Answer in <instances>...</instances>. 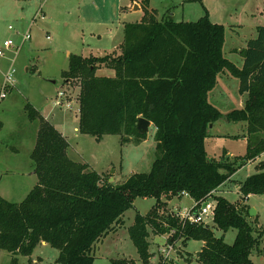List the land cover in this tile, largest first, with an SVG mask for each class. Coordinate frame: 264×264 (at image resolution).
Segmentation results:
<instances>
[{"label": "trees", "instance_id": "1", "mask_svg": "<svg viewBox=\"0 0 264 264\" xmlns=\"http://www.w3.org/2000/svg\"><path fill=\"white\" fill-rule=\"evenodd\" d=\"M224 42V25L208 14L196 21L159 18L146 0L142 19L124 23V39L116 51L70 54L62 76L80 84L79 131L97 140L119 134L123 144L131 139L138 143L147 137L137 126L145 117L155 127L157 156L148 172L133 173L114 185L87 163L72 159L67 136L27 103L29 118L39 122L31 152L38 182L20 202L0 194V250L30 256L46 242L59 250V264H93L95 244L124 223V213L138 197H153L156 204L147 214L137 213L129 227L143 264H152L151 233L172 230L184 244L190 239L205 242L197 263L187 252L189 264H255L251 255L263 232L255 236L246 202L252 194H264V160L240 184L243 203L214 191L264 153V25L241 50V67L225 56ZM100 67L114 75H98ZM226 71L239 78V92L248 93L244 106L226 115L228 121L246 123L248 146L244 156L231 160L224 154L216 160L209 158L206 140L223 113L209 101V92ZM185 192L198 205L216 200L213 225L184 222L166 212L168 201ZM215 228L224 233L236 229L234 242L217 236ZM111 264L137 262L121 257Z\"/></svg>", "mask_w": 264, "mask_h": 264}, {"label": "rangeland", "instance_id": "2", "mask_svg": "<svg viewBox=\"0 0 264 264\" xmlns=\"http://www.w3.org/2000/svg\"><path fill=\"white\" fill-rule=\"evenodd\" d=\"M149 1L160 14L167 10L173 12V18L176 20L196 21L208 14L211 21L223 24V52L238 66L242 65L243 55L240 52L229 53V47L234 43L238 47H245L246 41L256 36V26L264 25V6L255 7L258 0ZM89 2H93L94 6H88ZM132 2L133 0H0V49H4L3 43L6 39H12L19 44L22 34L30 31L32 36L20 50L11 48L5 51L4 56H0V91L13 61V67L16 69L15 85L10 86L6 97L0 100V194L4 198L20 202L38 182L31 152L36 143L39 122L29 118L27 103L47 117L51 116V122L56 121V127L64 135H68L71 144L68 155L72 159L87 163L105 178L109 177V181L114 185L123 183L133 173L148 172L151 169L157 156L154 125H151L147 137L138 143L131 139L123 144L119 134H107L97 140L90 134L81 133L78 98L80 84L78 80H65L62 76L63 71L69 68L70 54L88 56L102 52L83 45V35L86 40L96 43L97 37L91 39V36L98 32L103 38L100 43L107 44V36H110L107 34L111 32L110 39L117 41V44L122 43L124 22H134L142 18V13L138 10L122 12L120 15L121 4L127 5L130 10ZM99 17H107L114 23L109 27L108 24L98 26L94 18ZM9 26L13 28L10 29ZM218 80L216 87L209 92V101L223 116L215 122L213 128H209L206 150L210 159L219 160L224 154L227 156L231 153L235 156L226 158L233 160L247 153L248 140L243 134L235 135L244 131L242 122L228 121L226 115L229 111L240 108L242 98L248 95L240 94L239 78L236 76L229 74L226 77L221 74ZM59 91L65 92V103L69 102L72 109L63 103L54 105L53 102L59 99ZM261 160H264V154L250 160L234 175L232 181L229 180L222 186L216 196H225L237 204L243 203L237 186L248 175L256 172V166ZM229 189L230 191L224 192ZM155 204L156 199L153 197H138L133 207L124 213V223L95 244L93 264H111L113 259L121 257L143 264L130 237L129 227L134 223L137 213L147 214ZM192 204L193 201L188 196L175 197L171 203L168 202L166 212H177L189 208ZM248 206L257 211L256 216L249 215L255 227V236L263 232L261 244L252 252L251 258L255 264H264V194H252ZM208 220L213 225L211 218ZM215 233L219 237L224 235L225 241L232 244L237 230L230 229L224 233L215 228ZM173 235L172 231L165 234L151 233L152 264H162L158 249L174 237ZM174 240L176 257L164 264H189L191 261L197 263L196 252L202 248L203 242L190 239L184 244L180 237ZM187 252H190V255ZM58 254L59 250L48 243L39 244L30 256H15L9 251L0 250V264H11L14 257L18 259V264H29L30 260L40 264H59L56 261ZM187 255L191 261L186 259Z\"/></svg>", "mask_w": 264, "mask_h": 264}, {"label": "crops", "instance_id": "3", "mask_svg": "<svg viewBox=\"0 0 264 264\" xmlns=\"http://www.w3.org/2000/svg\"><path fill=\"white\" fill-rule=\"evenodd\" d=\"M119 2H121V0H119ZM148 2H149V9H151V10H157V13H158V16H159V18L160 17H168V16H172L173 17V15H174V13L173 12H169V10H167V11H165L163 14H160L159 13V11H158V9H156V8H154V7H152L151 6V4H150V1L148 0ZM145 4H146V0H133V2L131 3V8H130V10H128L127 8H128V6L127 5H122L121 4V7L119 8V5L117 6L118 8H119V10H121V13H120V15L122 14V12H128V13H130V11H133V10H138V11H140L141 13H142V17H143V15H144V6H145ZM88 6H94V3L93 2H89L88 3ZM264 6V0H258V3L255 5V7L256 8H260V7H263ZM135 7V8H134ZM128 13H126V14H128ZM142 18H140V19H138L137 21H140ZM94 22H95V24H98V26L101 24V25H105V24H108L107 26L109 27V26H111L113 23H114V21L113 20H111V19H109V18H105V17H99V18H94ZM125 22H133V21H125ZM124 22V23H125ZM90 24H92L91 22H89ZM121 23V22H120ZM119 23V24H120ZM239 25V27H241V24L239 23L238 24ZM259 25H257L256 26V32H257V27H258ZM94 33V32H93ZM107 35H112V33L111 32H109ZM110 36H107V38H108V40H107V44L105 43V44H101L100 43V41L101 40H103V38H102V34H100V33H98V32H95L94 34H92V36H91V39H94L95 37H97V41H95L96 43H94L93 41H88V40H86L85 39V36L83 35V45H86V47L88 46L89 48H91V49H93V48H95V50L97 51V49L98 50H100V51H102V52H100V54H95V53H91L90 55H104V54H106V53H111V52H114V51H116L117 49H118V47L120 46V44H117V41H112V39H110ZM249 40V39H248ZM246 43H247V41H246ZM244 48V46H236V43H234L233 45H231V47H229V49H228V52L229 53H235V52H241V50ZM223 49H224V47H223ZM103 53V54H102ZM90 55H88V56H90ZM243 61H244V58H243ZM243 61H242V65H243ZM242 65H240L239 67H241ZM28 69V68H27ZM97 74L98 75H106V76H112V75H114V71L112 70V69H109V68H99L98 70H97ZM221 74H223V76H226L227 77V75H229L230 73L229 72H222V73H220L219 75H221ZM231 75V74H230ZM218 79H219V76H218ZM217 79V83H218V80ZM217 83H216V85H217ZM240 83V82H239ZM216 87V86H215ZM214 87V88H215ZM213 88V89H214ZM212 89V90H213ZM211 90V91H212ZM241 94V93H240ZM242 96H244V95H248V93H244V94H241ZM246 98L247 97H243L242 98V106L240 107V108H242L243 106H244V103H245V100H246ZM37 109V108H36ZM236 109V108H235ZM38 110V109H37ZM39 111V110H38ZM42 114V113H41ZM45 118H47L49 121H51V116L50 117H47L46 115H44V114H42ZM54 116V115H53ZM52 116V117H53ZM217 122V121H216ZM53 124H55L56 125V121H54V122H52ZM239 123V122H238ZM241 123V122H240ZM152 125H153V123H152ZM242 125H244L245 126V128L243 129L244 131L242 132V133H238V134H235V135H241V134H243V137H245L246 139H247V136H246V134H247V130H246V123L245 122H242ZM215 126V123L213 124V125H211L210 126V128H213ZM77 128V127H76ZM76 128H75V130H76ZM66 135V134H65ZM223 135H225V136H227V134H223ZM234 135V136H235ZM67 136V138H68V140H69V137H68V135H66ZM228 136H231L230 134H228ZM70 143V142H69ZM71 145V144H70ZM70 147V146H69ZM264 153H262L260 156H262ZM226 156V155H225ZM232 156H235V155H233V154H228L226 157H232ZM255 160V159H254ZM262 161V160H261ZM261 161H259V162H261ZM247 165V164H246ZM245 166V165H244ZM243 166V167H244ZM242 168V167H241ZM240 168V169H241ZM256 168H257V166H256ZM239 169V170H240ZM238 170V171H239ZM238 171H236L226 182H224L221 186H219L215 191H214V194L215 195H217L219 192L218 191H220V190H222L221 188H222V186L224 185V184H227V182L229 181V180H233L234 179V175L236 174V173H238ZM251 175V174H250ZM249 176V175H248ZM247 176V177H248ZM246 177V178H247ZM111 180V179H110ZM242 183V182H241ZM240 183V184H241ZM240 184L237 186L238 187V192L240 193ZM227 191H230V189L229 190H224V192H227ZM241 194V193H240ZM186 196H188V197H190L191 199H192V201H193V204H194V202H195V199L191 196V195H183L182 197H180V198H183V197H186ZM250 197H251V195L249 196V199H250ZM249 199H248V201H249ZM248 201L246 202V204H248ZM169 203H171L172 202V199L170 200V201H168ZM192 204V205H193ZM191 205V206H192ZM190 206V207H191ZM164 237H165V235H163ZM188 242V241H187ZM187 242H186V244H187ZM203 242V241H202ZM42 244L43 245H45V244H47L46 242H42ZM204 245H205V242H203V245H202V248L199 250V251H197L196 252V255L199 257L200 255H201V252H202V249H203V247H204ZM189 254H190V252H188ZM178 260V259H177Z\"/></svg>", "mask_w": 264, "mask_h": 264}, {"label": "built area", "instance_id": "4", "mask_svg": "<svg viewBox=\"0 0 264 264\" xmlns=\"http://www.w3.org/2000/svg\"><path fill=\"white\" fill-rule=\"evenodd\" d=\"M10 29H12V26H9ZM31 32L27 31L26 33L22 34L21 41L19 44H16L14 40L12 39H6L3 43L4 49H0V56L5 55V51L8 49H15L20 50L23 45L31 39ZM50 36H48L49 38ZM14 66V61L12 62L11 68L8 70L5 76V81H4V86L2 90L0 91V100L1 98L6 97L7 95V89L10 86H14L16 79H15V73L16 69L13 67ZM59 99H56L53 103L55 106H59L60 104L63 103V105L67 106L68 108L72 109V105L65 101H67L66 94L64 91H59L58 92ZM77 130V128H76ZM184 195H189L188 193H184ZM215 209H216V200L212 199L204 204L198 205L197 202H194V204L189 207L185 208L183 210H179L175 212L180 220L184 222H190L194 224H202V225H211L210 221L208 220L211 218L212 221H214V216H215ZM174 212V211H173ZM173 233H175V230H172ZM174 236V235H173ZM170 238V237H169ZM176 241L174 240V237H171V240L168 239L165 245H162L158 249V253L161 258L162 264L171 262L173 257H176Z\"/></svg>", "mask_w": 264, "mask_h": 264}, {"label": "water", "instance_id": "5", "mask_svg": "<svg viewBox=\"0 0 264 264\" xmlns=\"http://www.w3.org/2000/svg\"><path fill=\"white\" fill-rule=\"evenodd\" d=\"M151 125H152V122L145 117H140L137 123L138 129L141 133H147ZM249 213L251 216H256L257 211L255 210V208L251 207L249 209Z\"/></svg>", "mask_w": 264, "mask_h": 264}]
</instances>
